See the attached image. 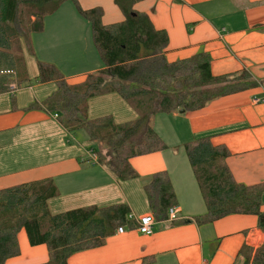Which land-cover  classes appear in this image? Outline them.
<instances>
[{"label": "crops", "instance_id": "crops-1", "mask_svg": "<svg viewBox=\"0 0 264 264\" xmlns=\"http://www.w3.org/2000/svg\"><path fill=\"white\" fill-rule=\"evenodd\" d=\"M76 1L81 9L100 7L102 25L123 19L113 0ZM66 2L44 17L42 30L31 35L32 55L25 53L24 57H33L35 64H51L67 84H78L87 73L101 69L102 63L88 44V23L75 8L76 12L67 7L62 10ZM132 9L165 32L167 62L204 52L212 75L244 69L255 80L264 79V0H138ZM73 42L78 46L73 47ZM62 62H69L67 71L59 67ZM50 82L27 85V89L47 90L33 99L29 94L19 98L21 87L0 92V189L50 179L57 191L46 201L51 214L117 204H125L129 211L127 221L116 225L100 245L71 253L66 264H242L241 248L251 252L261 243L263 235L252 214L194 221L205 213V206L184 146L208 137L212 145H224L228 151L224 162L236 183L264 182V80L195 110L157 113L152 129L164 148L129 157L135 176L123 180L106 166L107 157L98 161L103 146L88 139L81 129L69 132L41 108L55 87L48 91L40 85ZM87 116H109L118 123L136 114L117 93L109 92L87 99ZM92 153L95 160L87 157ZM157 172L168 176L176 219H158L152 214V232L144 235L134 230L133 220L151 213L143 186ZM259 209L264 211V191ZM118 226L122 232L116 231ZM16 241L18 254L3 264H48L46 246L29 245L22 228Z\"/></svg>", "mask_w": 264, "mask_h": 264}, {"label": "trees", "instance_id": "trees-1", "mask_svg": "<svg viewBox=\"0 0 264 264\" xmlns=\"http://www.w3.org/2000/svg\"><path fill=\"white\" fill-rule=\"evenodd\" d=\"M64 1H71L88 23L102 68L87 73L78 84H67L54 66L36 61L37 81L55 82V89L40 106L57 113L58 121L69 132L81 129L88 139L103 146L102 157L97 152L98 161L107 157L106 166L119 180L135 176L127 162L129 157L164 148L152 129L157 113L195 110L264 80H255L244 69L212 75L204 52L167 62L163 54L166 34L155 29L144 13L132 9L138 0H113L123 19L109 25L101 24L100 7L81 9L76 0H0V92L29 85L24 83L29 78L22 52L32 55L31 35L42 30L44 17ZM10 84L15 87L10 89ZM109 92L117 93L136 117L118 123L109 116L89 118L87 99ZM184 152L205 206V213L194 221L207 223L229 214L255 215L262 241L251 252L241 248L242 264H264V211L259 209L264 182L236 183L224 162L228 151L224 145H212L208 137L185 144ZM143 189L151 213L164 220L166 209L175 205L166 173L152 174ZM56 194L50 179L0 189V264L18 254L16 233L21 228L29 245L46 246L48 264H66L68 255L100 245L116 225L127 221L125 204L51 214L46 201Z\"/></svg>", "mask_w": 264, "mask_h": 264}, {"label": "rangeland", "instance_id": "rangeland-1", "mask_svg": "<svg viewBox=\"0 0 264 264\" xmlns=\"http://www.w3.org/2000/svg\"><path fill=\"white\" fill-rule=\"evenodd\" d=\"M69 8V9H71L72 11H74V12H76L75 10H74V7L72 6V4L71 3H69L68 1L63 5V9L62 10H65V8ZM87 36H88V44H89V46L95 51V49H94V47L92 46V43L90 42V38H89V32H87ZM82 43V42H81ZM73 47H76V46H78V44L77 43H75V42H73L72 44H71ZM23 57H24V54L26 53V51L25 50H23ZM95 53H96V51H95ZM97 54V53H96ZM25 58V60H26V62H25V66H26V74H27V77L29 78V80H26L24 83H27V84H29V85H33L34 83H37V79H36V77H35V74L37 73V71H36V64H35V60H34V58L33 57H30V58H28V56H25L24 57ZM31 60V61H30ZM56 60H58V59H56ZM56 60H54V61H56ZM57 63V62H56ZM59 63V62H58ZM76 63V62H75ZM79 63H82V64H88L89 62H79ZM68 64H69V62H62V64L59 66L60 68H62V69H64L65 71H67V68H68ZM76 66H77V64H75ZM78 65H80V64H78ZM55 81V80H54ZM27 85H21L20 87H21V89L19 90V93H17V96H19V98H21V97H23V96H25V94H29L30 95V97H32V99L33 98H36V97H39V94H42V93H46L47 92V90L46 91H44V92H40L39 90H38V88H36V87H33L32 89H27V88H25ZM40 86H42L43 88H48V91L49 90H52V89H54V87H55V82H50V83H45V84H43V85H40ZM15 86L14 85H10L9 86V88L11 89V88H14ZM14 91V90H13ZM41 108H43L42 106H41ZM43 110L50 116V117H52V118H57L58 117V114L57 113H55V112H48V111H46L44 108H43ZM56 114V117H53V114ZM58 119V118H57ZM78 136V135H77ZM85 145H89V143H85Z\"/></svg>", "mask_w": 264, "mask_h": 264}, {"label": "built area", "instance_id": "built-area-1", "mask_svg": "<svg viewBox=\"0 0 264 264\" xmlns=\"http://www.w3.org/2000/svg\"><path fill=\"white\" fill-rule=\"evenodd\" d=\"M257 99L253 100V101H256ZM53 117H56V114L54 113L53 114ZM87 157H89L91 160H95V155L92 153L90 155H88ZM177 208L175 205H172V206H169L167 209H166V216H165V220H168V221H172V220H175L176 219V216H175V212H176ZM129 218H131L129 216ZM133 220V219H132ZM134 230H136L138 233L140 234H144V235H149L151 234L152 232V224L154 222L153 220V215L152 213H144V214H141L139 216H137L134 220ZM123 228L122 226H118L116 228V231L117 232H122Z\"/></svg>", "mask_w": 264, "mask_h": 264}, {"label": "water", "instance_id": "water-1", "mask_svg": "<svg viewBox=\"0 0 264 264\" xmlns=\"http://www.w3.org/2000/svg\"><path fill=\"white\" fill-rule=\"evenodd\" d=\"M180 113L183 111L182 109L178 110Z\"/></svg>", "mask_w": 264, "mask_h": 264}]
</instances>
